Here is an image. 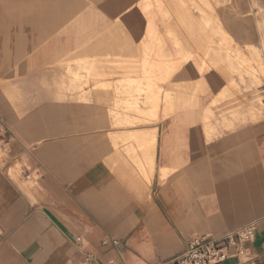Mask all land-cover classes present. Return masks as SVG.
Segmentation results:
<instances>
[{
  "label": "crops",
  "instance_id": "obj_1",
  "mask_svg": "<svg viewBox=\"0 0 264 264\" xmlns=\"http://www.w3.org/2000/svg\"><path fill=\"white\" fill-rule=\"evenodd\" d=\"M119 32L84 0H0V264H172L191 237L250 222L245 260L226 264H264V113L249 78L182 66L173 104L148 110L142 57Z\"/></svg>",
  "mask_w": 264,
  "mask_h": 264
},
{
  "label": "rangeland",
  "instance_id": "obj_2",
  "mask_svg": "<svg viewBox=\"0 0 264 264\" xmlns=\"http://www.w3.org/2000/svg\"><path fill=\"white\" fill-rule=\"evenodd\" d=\"M84 1L104 9L122 39L136 41L135 47L122 51L142 57L135 92L148 99V110L155 112L166 101L173 104L170 79L187 66L196 72L229 71L248 77L249 104L264 113V96L257 91L264 78V31L247 30L255 15L248 5L242 6L252 0ZM133 70L121 67L123 72Z\"/></svg>",
  "mask_w": 264,
  "mask_h": 264
},
{
  "label": "built area",
  "instance_id": "obj_3",
  "mask_svg": "<svg viewBox=\"0 0 264 264\" xmlns=\"http://www.w3.org/2000/svg\"><path fill=\"white\" fill-rule=\"evenodd\" d=\"M255 228V222H250L218 236H193L186 249L174 259L172 264H226L230 257H235L238 262H242L247 254L245 244L252 239ZM112 242L116 243L115 240ZM86 260L88 264H121L114 257H108L104 262H99L90 254L86 255Z\"/></svg>",
  "mask_w": 264,
  "mask_h": 264
},
{
  "label": "bare ground",
  "instance_id": "obj_4",
  "mask_svg": "<svg viewBox=\"0 0 264 264\" xmlns=\"http://www.w3.org/2000/svg\"><path fill=\"white\" fill-rule=\"evenodd\" d=\"M143 67L141 66V69H142Z\"/></svg>",
  "mask_w": 264,
  "mask_h": 264
}]
</instances>
